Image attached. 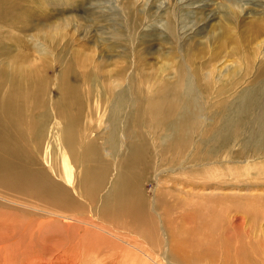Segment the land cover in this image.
I'll list each match as a JSON object with an SVG mask.
<instances>
[{
    "label": "bare ground",
    "instance_id": "bare-ground-1",
    "mask_svg": "<svg viewBox=\"0 0 264 264\" xmlns=\"http://www.w3.org/2000/svg\"><path fill=\"white\" fill-rule=\"evenodd\" d=\"M15 3L0 4V20ZM38 51L43 59L48 48ZM21 68H0V264H264V161L250 171V156L264 157V77L213 101L210 86L189 76L146 102L129 86L113 91L105 149L82 105L59 99L55 111H39L30 96L49 78ZM237 144L247 166L231 182L215 170ZM223 204L242 215L219 217Z\"/></svg>",
    "mask_w": 264,
    "mask_h": 264
},
{
    "label": "rangeland",
    "instance_id": "rangeland-1",
    "mask_svg": "<svg viewBox=\"0 0 264 264\" xmlns=\"http://www.w3.org/2000/svg\"><path fill=\"white\" fill-rule=\"evenodd\" d=\"M10 2L16 3L8 20H0V68L22 67L26 78L47 76L45 91L30 96L38 97L39 111H55L53 101L59 99L70 100L72 108L82 105V116L92 123L89 133L105 149L113 128L108 120L113 91L129 86L139 102H146L155 98L160 87L182 84L183 77L189 76L195 84L210 86L208 99L213 101L230 99L264 77L259 72L264 61V0H1L0 4ZM42 35L55 37H45L43 43ZM46 48L42 59L36 49ZM70 86L74 88L67 89ZM239 148L234 145L232 157H221L217 164L222 166L215 170L219 175L225 172L231 182L247 166L244 156L234 155ZM190 150L187 147L182 158ZM205 150L197 143L199 155ZM250 157L255 159L249 163H256L250 171L256 173L264 157ZM125 160L112 159L114 165ZM166 173L170 172L162 174ZM151 175L142 182L148 196L155 184ZM229 205H220L219 217L242 215ZM253 214L247 215L246 223L258 233L260 214Z\"/></svg>",
    "mask_w": 264,
    "mask_h": 264
}]
</instances>
